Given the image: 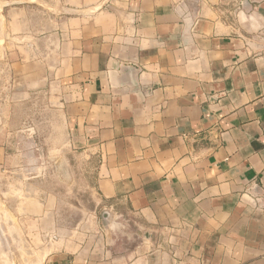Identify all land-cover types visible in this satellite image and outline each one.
Listing matches in <instances>:
<instances>
[{"label": "crops", "instance_id": "0c3cea01", "mask_svg": "<svg viewBox=\"0 0 264 264\" xmlns=\"http://www.w3.org/2000/svg\"><path fill=\"white\" fill-rule=\"evenodd\" d=\"M68 3L11 64L93 201L43 264H264V0Z\"/></svg>", "mask_w": 264, "mask_h": 264}, {"label": "rangeland", "instance_id": "374dc122", "mask_svg": "<svg viewBox=\"0 0 264 264\" xmlns=\"http://www.w3.org/2000/svg\"><path fill=\"white\" fill-rule=\"evenodd\" d=\"M68 8V0H0V264H43L56 237L79 231L69 223L93 204L77 175L84 157L53 112L52 87L22 86L11 66L16 51L37 47L16 36L21 22L35 37L70 17Z\"/></svg>", "mask_w": 264, "mask_h": 264}, {"label": "water", "instance_id": "95a60500", "mask_svg": "<svg viewBox=\"0 0 264 264\" xmlns=\"http://www.w3.org/2000/svg\"><path fill=\"white\" fill-rule=\"evenodd\" d=\"M103 217H104L105 219H108V218H109V213L105 211V212L103 213Z\"/></svg>", "mask_w": 264, "mask_h": 264}]
</instances>
